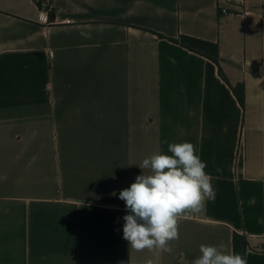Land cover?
<instances>
[{
  "label": "crops",
  "instance_id": "0c3cea01",
  "mask_svg": "<svg viewBox=\"0 0 264 264\" xmlns=\"http://www.w3.org/2000/svg\"><path fill=\"white\" fill-rule=\"evenodd\" d=\"M183 35L219 45L244 108ZM182 142L215 201L180 219L171 253L137 252L119 193ZM235 234L264 264V0H0V264H193Z\"/></svg>",
  "mask_w": 264,
  "mask_h": 264
},
{
  "label": "clouds",
  "instance_id": "9594fccd",
  "mask_svg": "<svg viewBox=\"0 0 264 264\" xmlns=\"http://www.w3.org/2000/svg\"><path fill=\"white\" fill-rule=\"evenodd\" d=\"M139 167L149 174L138 175L119 193L128 211L123 217V239L137 252L171 253V242L179 239L180 219L202 211L206 201H215L212 177L190 142L168 144L167 153L157 151ZM199 251L201 256L193 264H248L244 256L225 253L222 246L202 244ZM145 264L154 262L149 259Z\"/></svg>",
  "mask_w": 264,
  "mask_h": 264
},
{
  "label": "trees",
  "instance_id": "16d2710c",
  "mask_svg": "<svg viewBox=\"0 0 264 264\" xmlns=\"http://www.w3.org/2000/svg\"><path fill=\"white\" fill-rule=\"evenodd\" d=\"M53 17V13L51 14ZM159 38H165V36L158 34ZM176 44L195 52L201 56H204L211 61H213L219 68L221 63L220 57V48L217 43L189 37V36H180L178 39H170ZM220 74L225 82L230 86L235 96L237 97L240 105L245 107V86L243 83H239L236 86H233L229 80L224 75L222 69L220 68ZM234 253L240 254L246 258L247 252L250 250L248 240L245 236L235 234L233 239Z\"/></svg>",
  "mask_w": 264,
  "mask_h": 264
},
{
  "label": "built area",
  "instance_id": "2783aa9c",
  "mask_svg": "<svg viewBox=\"0 0 264 264\" xmlns=\"http://www.w3.org/2000/svg\"><path fill=\"white\" fill-rule=\"evenodd\" d=\"M39 6H40L39 15H38L39 22L46 26L52 25L53 21H52L51 14L53 13V8L51 6V3L49 1H41ZM220 12L224 16H228L230 14L226 8H221ZM252 14L253 13L250 9H245L242 16L246 20ZM261 251L264 252V246L262 247Z\"/></svg>",
  "mask_w": 264,
  "mask_h": 264
}]
</instances>
